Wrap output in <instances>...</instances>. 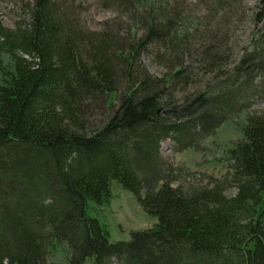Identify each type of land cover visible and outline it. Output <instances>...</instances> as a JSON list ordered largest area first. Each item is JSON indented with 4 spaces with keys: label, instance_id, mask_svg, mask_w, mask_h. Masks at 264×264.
<instances>
[{
    "label": "trees",
    "instance_id": "1",
    "mask_svg": "<svg viewBox=\"0 0 264 264\" xmlns=\"http://www.w3.org/2000/svg\"><path fill=\"white\" fill-rule=\"evenodd\" d=\"M77 0H30L28 21L0 19V264H264V0L239 58L227 34L234 3L106 0L117 14L91 29ZM148 54L165 68L151 73ZM248 111L243 136L209 182L161 152L203 149ZM220 159V158H219ZM117 180L158 221L110 240L88 213ZM178 182V185H174ZM229 186L237 190L228 195Z\"/></svg>",
    "mask_w": 264,
    "mask_h": 264
},
{
    "label": "rangeland",
    "instance_id": "2",
    "mask_svg": "<svg viewBox=\"0 0 264 264\" xmlns=\"http://www.w3.org/2000/svg\"><path fill=\"white\" fill-rule=\"evenodd\" d=\"M200 13H208L206 0H189ZM212 1V0H209ZM261 0H241L235 2L232 15L233 24H227L230 31L227 34L228 46L232 47L233 59L239 58L244 52V47L250 42L253 31L256 29L254 14L259 10L258 4ZM30 0H0V19L7 26L15 28L19 23L28 21ZM106 0H77V10L81 12L84 23L91 29H100L103 23L113 18L117 12L113 7L107 5ZM264 26V20L260 23ZM142 61L147 69L156 75H163L165 68L158 65L146 53ZM12 72L11 61L8 55L4 57V64L0 70V83ZM264 87V78H259ZM253 110H264V94L256 98L251 107ZM248 111L225 121L215 132L204 140L203 149L187 148L182 151L175 149V142L168 138L161 143V152L175 166H181L190 174H196L203 182H209L211 177L224 178L228 176V167L222 158L226 151L233 146L234 141L243 136V125L246 122ZM220 158V159H219ZM178 185V182H174ZM113 198L107 205H98L90 201L88 213L105 224L110 231V240H130L131 231L146 229L154 225L158 218L149 215L143 210L136 200L134 194L125 189L117 180L112 182ZM234 186H229L228 195H235ZM49 261L69 264L67 253L63 246L58 245L49 252ZM84 264H96L95 257H87Z\"/></svg>",
    "mask_w": 264,
    "mask_h": 264
}]
</instances>
